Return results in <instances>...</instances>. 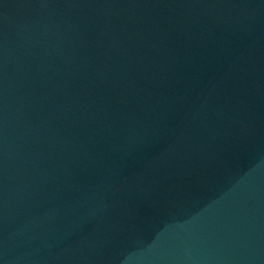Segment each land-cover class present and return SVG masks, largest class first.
I'll return each instance as SVG.
<instances>
[{
	"label": "water",
	"instance_id": "95a60500",
	"mask_svg": "<svg viewBox=\"0 0 264 264\" xmlns=\"http://www.w3.org/2000/svg\"><path fill=\"white\" fill-rule=\"evenodd\" d=\"M0 264H264V0H0Z\"/></svg>",
	"mask_w": 264,
	"mask_h": 264
}]
</instances>
